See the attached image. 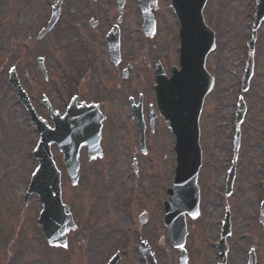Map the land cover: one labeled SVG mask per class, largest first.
<instances>
[{"label": "rangeland", "instance_id": "obj_1", "mask_svg": "<svg viewBox=\"0 0 264 264\" xmlns=\"http://www.w3.org/2000/svg\"><path fill=\"white\" fill-rule=\"evenodd\" d=\"M19 2L20 6L15 7L20 12L17 28L23 38L18 39L14 35V23L6 24L5 49L11 57H0L2 264H103L105 257L116 250V244H121L131 217V224L139 227V234L134 232L130 242L125 244L128 251L135 236H142L154 246L158 264H177L179 253L170 246L167 231L161 223V202L175 167L172 152L174 138L162 118H156L154 133L149 135L145 151L141 152L138 128L130 117L127 103L128 95L138 94H145L149 99L147 101H152V67L149 59L152 62L161 60L165 66L176 63V45L178 51L179 42L174 33L175 19L167 7V0H156L158 22L155 32L149 37L136 32L139 27L138 9L135 0H126L128 14L121 25L124 32L123 52L127 60L131 59L133 66L125 80L106 64L107 59L101 53L104 47L93 38L97 34L88 27L80 30L72 25L90 14L92 1L86 4V0H61L62 16L58 26L37 42H34L36 29L48 15L53 0ZM106 4L105 0H96L95 6L100 9ZM9 6H13L12 1ZM253 9L254 0H209L203 10L206 24L216 34V49L206 60L215 85L205 98L199 121L202 150V165L198 173L201 216L197 221L187 219L188 264H208L214 258L215 252L209 246L218 237L222 212L227 203L232 209V235L229 239L231 263H235L234 259L240 255V227L250 213L240 212L238 190L240 183L246 181L236 179L235 192L230 197L222 200L221 194L224 173L232 155L235 103L240 94L239 79L245 68V42L250 37ZM107 19V15L102 19L103 25ZM64 28L65 34H60ZM1 34H4V28ZM62 34V39H56ZM27 38L32 44L24 42ZM38 55H46V78L36 71ZM89 60L96 65L91 71L87 65ZM14 63L18 65L17 73L23 87L36 102L45 95L54 108L63 110L69 93H79L86 102L105 100L101 154L87 159L85 148L80 150V175L75 184L68 181L61 154L52 147V153L57 154L54 159L62 173L63 202L69 206L79 226L78 230L69 233L68 245L64 249L54 248L47 252L42 234L34 222L41 209L38 197L32 195L21 206L30 173L37 166L32 149L38 136L25 109L18 104L17 95L6 83L8 68ZM253 69L249 86L243 92L249 109L241 127L240 154L243 151L244 160L240 158V162L243 163L248 162V158L254 163L251 154L260 146L259 139L264 134V20L257 30ZM38 110L39 114L43 113L42 109ZM133 160L137 162L136 175L131 170ZM237 161L239 165V157ZM248 190L253 194L252 184ZM127 201L133 206L128 207ZM243 202L248 208L253 206L246 197ZM142 213L146 218L139 225L138 216ZM47 255L48 260H43L42 257ZM137 260L138 255L131 251L121 262L136 263Z\"/></svg>", "mask_w": 264, "mask_h": 264}, {"label": "water", "instance_id": "obj_2", "mask_svg": "<svg viewBox=\"0 0 264 264\" xmlns=\"http://www.w3.org/2000/svg\"><path fill=\"white\" fill-rule=\"evenodd\" d=\"M149 1L152 3L154 0ZM204 3L205 0H172V6L181 25L180 62L182 70L174 72L169 80L162 79L160 83L158 82L160 77L157 76L158 85L156 86L159 111L164 116L166 125L176 136L174 152L177 167L174 182L167 191L168 199L164 203V208L166 211L165 224L169 230L171 242L181 252L180 264H185L186 261L183 250L184 213H188L192 218L198 213L196 173L200 166V150L198 147L197 117L203 96L211 87V79L203 68L205 55L213 48L212 35L205 27L201 16ZM259 7H264V0L259 2ZM258 18L259 11L253 30L258 24ZM174 80H177V101L181 98L183 91L186 94L181 98L183 106L181 111H177L179 114L172 107L173 96L169 95V88ZM242 107L243 104L239 109L237 122L242 118ZM168 115L171 117L168 118ZM90 122L91 120L85 121V127L81 126L76 131L70 129L69 135H62V121L55 131L43 133L40 126L38 128L41 142L35 156L39 160L40 171L35 175L28 194L37 193L44 205L38 223L42 226L45 238L49 242H63L64 230L72 224L68 222V216L63 214L60 205L59 173L50 158L47 147V139L50 138L48 136H53V140L64 153L63 162L71 176V182H75L78 177L77 152L79 146L84 142H87L89 146H96L97 144L99 126L92 136L90 128L92 129L95 125L90 127L88 125ZM64 139L72 141L68 144ZM90 149L91 152L98 150L96 148Z\"/></svg>", "mask_w": 264, "mask_h": 264}, {"label": "flooded vegetation", "instance_id": "obj_3", "mask_svg": "<svg viewBox=\"0 0 264 264\" xmlns=\"http://www.w3.org/2000/svg\"><path fill=\"white\" fill-rule=\"evenodd\" d=\"M91 11L96 12V9H93ZM105 13L107 16L113 15L112 11H105ZM115 13L117 15V12ZM127 14L128 10L123 9L121 13L122 18H124ZM98 27L100 28L99 22L97 21V23L90 28L92 32L97 33ZM120 31L122 35V28H120ZM121 72L123 77L126 78L128 71L124 70V68H121ZM259 140L260 146L256 148V150L254 149L255 152L251 154L254 157V163L250 162L249 158L248 162L246 163H243V161L240 162L239 170L237 173V179L240 178L241 182L243 180L246 181V183H240L238 190V199L240 198V206L242 208L240 212H244L246 214V212L249 211V213L251 214V216H248V219L244 221V225L240 227V255L239 257H236V260L234 259L235 263H231L233 262V259L231 257L232 251L229 244V239L231 236L230 234V236L226 238L227 248H225V250L221 252L217 247H213V251L215 252L213 254L214 258L209 260L208 264H220L223 259V254L225 257V264H247L250 259L254 264H264V139ZM242 153L243 151L241 152L240 158L244 160ZM250 184L253 185V194H250L248 190ZM233 191L234 185L231 193L226 197H229L233 193ZM244 197L249 199V201L253 204L252 207L248 208V206L243 202ZM251 217L253 218L252 226L247 225L251 223ZM125 254H129L128 250H126L125 253L123 251L122 253H120L117 264H123L121 260L123 259V257L127 256ZM107 261L108 256L105 257L103 264H106ZM127 264H144V262L142 259H140L137 260L136 263L130 262Z\"/></svg>", "mask_w": 264, "mask_h": 264}, {"label": "snow or ice", "instance_id": "obj_4", "mask_svg": "<svg viewBox=\"0 0 264 264\" xmlns=\"http://www.w3.org/2000/svg\"><path fill=\"white\" fill-rule=\"evenodd\" d=\"M14 71V70H13ZM73 99H75V97H73ZM81 107H83V105H81ZM39 171V170H37ZM36 173H33V175H35ZM64 247H67V245L65 244Z\"/></svg>", "mask_w": 264, "mask_h": 264}]
</instances>
